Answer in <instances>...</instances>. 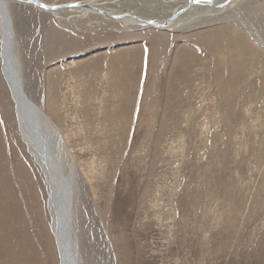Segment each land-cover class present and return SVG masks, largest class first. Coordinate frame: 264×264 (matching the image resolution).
Returning a JSON list of instances; mask_svg holds the SVG:
<instances>
[{"label":"rangeland","instance_id":"1","mask_svg":"<svg viewBox=\"0 0 264 264\" xmlns=\"http://www.w3.org/2000/svg\"><path fill=\"white\" fill-rule=\"evenodd\" d=\"M8 6L24 90L73 166L79 263L264 264V0L173 32ZM13 105L0 63V264H60Z\"/></svg>","mask_w":264,"mask_h":264},{"label":"bare ground","instance_id":"2","mask_svg":"<svg viewBox=\"0 0 264 264\" xmlns=\"http://www.w3.org/2000/svg\"><path fill=\"white\" fill-rule=\"evenodd\" d=\"M19 2L17 0H0V63L1 71L6 80L9 92L12 97L13 106L15 109L16 121H18L19 131L25 140L26 147L32 155L33 159L40 166L44 176L47 178L49 185V200L48 206L51 210L53 220V231H55L56 246L59 254L60 264H80L78 261V252L75 241V194L73 191V172L71 165L65 167L63 162V146L64 135L60 131V128L56 125L55 121L50 115L45 112L40 105L30 99L24 90L23 77L21 75V63L16 49V39L13 30V25L9 18V6L10 2ZM71 1H86V0H71ZM93 3L100 10L103 9L109 13L99 14L94 9H84L73 7L69 10H57L49 11L54 15H68L77 13L71 17L80 18H103L107 22H110L118 28H142L148 27L146 25H140L138 20L134 17L126 16L122 19L113 18L110 15L115 14H131L138 19L162 21L171 16L174 10L185 6L188 0H161L171 4L172 8L166 14L158 17L149 15H143L134 8L128 5L132 0H87V2ZM44 2V1H42ZM211 3L216 5L226 4L225 6L212 7ZM235 0H204L201 3L195 4L185 14L179 17L171 26L160 30H167L169 32L187 30L192 26L198 15L206 12L207 17L211 18L214 15L221 14L226 10L230 4ZM23 3V2H19ZM46 3V2H45ZM69 3V2H58ZM164 3V4H165ZM25 4V3H23ZM53 4V3H48ZM28 5V4H27ZM31 5V4H30ZM57 5V4H54ZM124 5V9L121 8ZM35 6V5H33ZM37 7V6H35ZM39 10H44L37 7ZM205 8V9H204ZM262 8V7H261ZM201 9H204L203 11ZM264 10V8L262 9ZM219 11V12H217ZM194 12V14H192ZM66 13V14H65ZM145 13V12H144ZM148 13V12H147ZM109 14V15H108ZM211 16V17H210ZM94 19V20H95ZM78 20V19H77ZM90 20V19H89ZM87 21V20H86ZM89 22V21H88ZM91 23V21H90ZM109 23V24H110ZM157 29V30H159Z\"/></svg>","mask_w":264,"mask_h":264},{"label":"water","instance_id":"3","mask_svg":"<svg viewBox=\"0 0 264 264\" xmlns=\"http://www.w3.org/2000/svg\"><path fill=\"white\" fill-rule=\"evenodd\" d=\"M17 1L23 2L25 4L35 5L37 7L45 9L47 11L69 10V9H72L73 7H77V8H84V9H86V8L90 9L91 8V9H94L95 11H97L99 14L109 13L103 9L100 10L99 8H97V6H95L90 1L87 2V0L86 1H71L69 3H59V4L57 3V5H59V7H56L54 4H48V3L42 2L41 0H17ZM201 1H204V0H188L187 4L185 6L174 10L173 13H171L170 17H167L166 19H163L162 21H155V20L142 21V20L138 19L137 17H135L134 15H131L130 13L129 14L128 13L127 14H115V15H110V17L122 19L123 17H126V16H128V17L132 16L136 20H138L140 25H143V26L146 25V26H149V27H152L155 29H159V28L165 29V28L171 26L179 17H181L183 14H185L195 4L201 3ZM45 4L46 5H52V6L47 7V8L41 7V5H45ZM210 4L212 7H216V6H222L224 3L221 5H216V6H214L215 4H213L211 2H210Z\"/></svg>","mask_w":264,"mask_h":264},{"label":"snow or ice","instance_id":"4","mask_svg":"<svg viewBox=\"0 0 264 264\" xmlns=\"http://www.w3.org/2000/svg\"><path fill=\"white\" fill-rule=\"evenodd\" d=\"M52 5H41V7H43V8H47V7H51ZM56 7H59V5H55Z\"/></svg>","mask_w":264,"mask_h":264}]
</instances>
